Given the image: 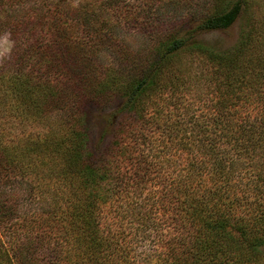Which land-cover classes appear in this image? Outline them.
Instances as JSON below:
<instances>
[{
	"label": "trees",
	"instance_id": "trees-1",
	"mask_svg": "<svg viewBox=\"0 0 264 264\" xmlns=\"http://www.w3.org/2000/svg\"><path fill=\"white\" fill-rule=\"evenodd\" d=\"M70 1L52 2L44 10L35 3L24 8L31 0H0V30L5 28L14 40L30 41L22 56L39 53L40 60L54 68L46 71L43 82L47 85L52 75L60 84L39 91L32 71L19 75L25 65L0 76L5 78L0 79V119L48 125L42 138L27 137L12 146L7 122H0V227L23 218L7 246L0 240V264H123L127 257L120 234L105 233L100 217L103 206L122 201L130 190L123 195L128 189L124 184L122 191L113 192L108 168L98 164L101 158L94 156L80 119L110 97L98 91L107 66L102 56L117 60L122 23L139 14L134 6L129 10L133 20L123 15L128 0L77 7ZM182 4L185 1L173 6L175 23L149 30L153 34L140 45L139 56L123 54L128 61L120 70L125 102L119 117L132 135L128 141L134 136L148 147L146 135L158 130V140L165 143L168 134L191 154L189 171L176 179L181 185L171 197L177 230L159 233L160 250H150V261L155 257V264H264V0ZM240 17L246 29L229 51L190 43L192 35L185 32L187 22L197 23L196 30L217 31L230 28ZM28 22L33 26L29 34ZM34 69L39 73L41 68ZM184 98L195 103L182 106ZM166 107H171L169 116L182 112L190 117L155 124L166 116ZM131 116L136 124L128 121ZM53 119L65 136H58ZM121 127L118 121L114 129ZM21 151L22 156L17 155ZM26 158L31 162L25 164ZM45 165L47 171L32 178L44 185L32 188L28 172ZM55 178L69 187L63 190L64 208L39 197L58 193V186L49 188ZM239 184L243 188L236 189ZM22 203L35 208L30 213L19 208ZM126 206L129 229L138 219L145 223L147 210L140 203L134 199Z\"/></svg>",
	"mask_w": 264,
	"mask_h": 264
},
{
	"label": "rangeland",
	"instance_id": "rangeland-1",
	"mask_svg": "<svg viewBox=\"0 0 264 264\" xmlns=\"http://www.w3.org/2000/svg\"><path fill=\"white\" fill-rule=\"evenodd\" d=\"M55 1L56 3L58 2V0H31V2L28 3L30 5H25L24 8L35 3L33 4L34 6L37 5L38 7H43L45 10L50 6V3ZM100 1L101 0H71L70 2L72 6L77 7L78 5L80 6L89 3L95 4ZM183 1H185V4L182 5L185 7L190 4L191 1L194 4L197 1L202 2L205 0H149L146 9H144L146 4L145 0H128L126 1L128 3H124V5L127 4V6L123 7V15L128 14V17H130L129 19L133 20L131 15L135 14L129 10H133L134 6H137V11H135V13L137 12L139 15H137L134 21L127 22V19L122 23L123 31L119 32V35L122 37H118V42L116 43V45L119 46L117 48L118 51L115 54L117 60L111 58L108 61L105 56H102L106 60L105 64L107 66H103V86L99 87L98 91L101 92V94L105 93L107 96L110 95V97L105 99V104L90 108L80 119V122L87 128L86 138L89 139V144L91 145V150L93 151L94 156L101 158L99 159L98 164L100 166L104 165V167L108 168L111 180V182H109V180L108 182L113 184V192L117 190L122 191L124 184H127L126 187L128 189L123 190V193H121L124 195L125 192L130 190L129 195L126 198L123 197L122 201L114 204H107L105 207L103 206L100 217V226L101 228H104L105 233H119L121 236L119 243L121 244L122 241L123 249L127 252L126 259L120 262H123V264H155V259H153L155 257L151 258L153 261H150V257L153 255L150 256L149 254L151 253L150 250H160L161 234L159 233L165 232L164 234H169L170 231L176 232L177 230V226L173 221L175 220V216L171 209L173 204L172 199L174 200V198L171 199V197H174V194L176 193V185H181L176 182V179H178L180 175L184 176L188 173L189 163L191 162V154H189L184 146L179 144V140L175 142L176 139L173 140L172 138H169L167 134V137H165V143H163L161 142V139L158 140V138H156L158 137L157 134L160 133L157 132L158 130L153 131L155 132L154 134L146 135L148 139H146L145 142L148 143V140L151 141V143L149 142L148 147L141 143L144 142L143 139L139 142L136 141L137 138L134 139V136L133 139L128 141L132 135L127 133V128L123 129V117H119L120 113L123 114L121 110L123 109V104L125 102L120 91V85H122V77H120L122 74L120 73V70L123 68L125 62L127 63L128 61L123 58V54L128 52L139 56L138 52L141 51L140 45H144L153 34L149 30L160 29L162 28V25L167 26L168 24L175 23L176 19H174L173 15L176 13L173 11V6L178 5ZM149 6L150 8H148ZM161 14L166 16L167 19H159V15ZM195 26H197V23L194 22H187L184 26L185 32L190 36L192 35L190 43L200 42L218 51L231 50L241 39L242 33L246 29L244 17H240L226 30L200 31L196 30ZM32 27L33 26L28 22L25 32L29 34ZM190 30L192 32H190ZM20 40H14L5 28H1L0 76L6 75L7 72L12 75V68L17 70V67L25 65V68L22 69L23 72H20L19 75L32 71L33 73H30L33 77H37V80L40 82L39 91L45 89V92H48L50 88L47 85L50 84L55 86L57 84V79L50 75L49 83H47V85L43 81H45L47 75H49L46 71H53L54 68H50L43 59L40 60L39 53H33L30 56L23 57V52L30 46V41L28 43L24 37ZM47 40L48 38H44V42ZM126 42L130 43V47L126 46ZM35 66L41 68L38 69L39 73H36V70L34 69ZM0 79L5 81L4 77H0ZM1 80L0 84L3 83ZM59 85L60 84L58 83L56 86ZM188 103L189 105H192L195 102L190 98L182 99V106L187 107ZM199 105H201V103H199ZM164 110V115L166 116L162 115L161 117H158V119H155V124L160 122L165 124L163 121H167V123L170 124L178 118H180L179 120H186L190 117V113L184 114L182 112L179 117L177 116L178 114L174 115L171 113L169 116L171 107H166ZM150 112L147 114L151 115ZM127 119L128 121H133L134 124L137 123V119L134 116ZM20 121L21 120L16 117L8 118V121L0 119V122L2 123L7 122L5 126L10 132L7 134H10L14 141L11 144H15L12 146H17L16 143L27 137L35 139L38 138L37 136H40V138H42L48 130V125L46 123L36 124V122H34L31 123L32 125H24L21 124ZM118 121H120L122 127L114 129ZM152 122L153 121H151V127L154 129L156 127ZM51 123L57 128L58 136L62 137L66 135L63 127L59 126L56 119L51 120ZM182 131H184V129H180V132ZM186 132L181 134L184 135ZM22 153L23 152L21 151L17 155L22 156ZM26 159L27 161L25 164L31 162L29 158ZM38 159L39 157L34 158L36 164L39 163ZM47 169L48 167L45 165L38 167L34 171L28 172L29 177L31 178L30 184L32 188L37 186L40 188L44 185V183L40 184L38 181H33L32 178L41 177ZM60 170L61 169L58 171ZM144 173L146 175H143ZM57 178L49 182V188H56L58 186V193L51 196L48 194L39 195V197L47 198L48 201L53 200L57 204H61L64 208L66 207L65 204H62L66 196L64 191H67L69 187H64L61 183V178L59 180ZM103 185L105 184L103 183ZM238 188L243 187L239 184L236 189ZM237 192L240 193L241 191L237 190ZM73 199L76 201L74 197ZM134 199L143 206V210H147L145 212L148 217L144 224H142V220L138 219V222L133 223L129 229L130 224L126 218L127 214L123 213V211L124 209L126 211L128 210L126 206L127 203ZM23 207L28 209L30 213L35 208L30 204L27 206V203H25V205L24 203L19 204L20 209ZM22 222L23 218L13 224L10 223V225L0 227V240L4 243V246L8 245L7 243L10 242V238L13 236V230L15 231V228H19ZM55 242L56 240L53 239L52 244ZM262 254L264 257V249L262 250Z\"/></svg>",
	"mask_w": 264,
	"mask_h": 264
}]
</instances>
